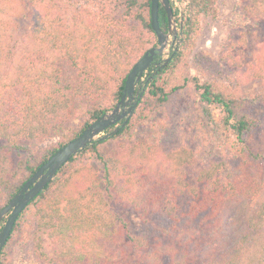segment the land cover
<instances>
[{
    "label": "trees",
    "instance_id": "trees-1",
    "mask_svg": "<svg viewBox=\"0 0 264 264\" xmlns=\"http://www.w3.org/2000/svg\"><path fill=\"white\" fill-rule=\"evenodd\" d=\"M27 1L34 23L18 48L8 44L9 24L0 18V210L59 148L109 109L89 107L83 124L68 129L73 97L109 94L115 106L135 62L158 44L152 0H84L80 10L70 0ZM216 1H184L179 48L165 67L146 71L151 79L127 125L63 165L17 218L0 264L29 218L55 242L58 264H264V41L245 67L262 81L257 95L191 76L200 21L217 13ZM238 1L241 14L264 32V0ZM172 5L180 23L182 8ZM159 21L168 31L163 6ZM246 32L234 29L219 55V67L230 74L243 68L238 48L246 46ZM190 84L200 90L208 118L214 120L208 105L221 108L230 135L218 159L201 156L207 142L200 131L184 132L177 142L136 136L140 122ZM175 128L166 127L168 135ZM56 133L62 134L57 145L26 146ZM111 139H122L115 154L103 149ZM117 203L149 230L136 233ZM42 241L37 251L48 258Z\"/></svg>",
    "mask_w": 264,
    "mask_h": 264
},
{
    "label": "rangeland",
    "instance_id": "rangeland-1",
    "mask_svg": "<svg viewBox=\"0 0 264 264\" xmlns=\"http://www.w3.org/2000/svg\"><path fill=\"white\" fill-rule=\"evenodd\" d=\"M70 1L79 10L85 5L84 0ZM173 1H175L176 5L179 3L182 8L180 14L182 21L185 0H182V2L180 0ZM216 3L217 13L215 15H203L201 18L195 48L190 57L189 73L193 77H198L201 81H218L223 84H230L237 87L239 92L245 96L257 95L262 90V81L252 76L254 73L253 69L249 68L245 71V67L250 65L254 59V52L259 48L260 43L264 41V32L261 30L262 24L245 18L241 14L238 0H217ZM34 14L33 5L27 0L4 1L3 6L0 7V18L5 19L9 24L7 39L11 48H18L21 45L34 23ZM180 23L178 21L179 26ZM238 28L248 31L243 36L247 39L246 46L238 48V57L243 68H238V71L236 70L235 73L230 74L226 67H219L218 58L232 31ZM167 51H172L171 45H169ZM198 55L207 57L210 63H201ZM73 99L74 106L66 126V128L69 127L68 129H78L83 124L84 120L87 119L89 107L94 105L107 106L109 107L107 111H110L116 106H111L112 100L109 94L93 99L74 96ZM205 107L207 105L200 100V90L195 84H190L189 87L174 94L171 101L159 108L150 119L140 122L135 130L136 136L138 138L149 137L155 142L156 139H164L166 142H177L178 138L180 139V135H184V132L189 134L190 131H200L207 142L201 152V156L205 160L218 159L225 151L226 139L230 134L223 125L221 108L216 104L208 105L214 118V120H211L205 113ZM258 112L261 114L262 109L259 108ZM166 127L176 128L172 132L168 131L171 134L168 135ZM105 133L100 134V136ZM165 133L169 137L163 136ZM61 135L56 133L38 140L27 141L26 146L34 149L57 145L61 141ZM121 142L122 139H111L103 145V149L105 152L115 154L118 152ZM13 160L16 161V157ZM93 164L100 173L102 164L98 161ZM116 206L130 220L136 233L149 230V226L138 214L131 210L122 209L123 207L120 203H117ZM5 220L6 218L1 223V227ZM39 238L43 240L48 258H43L37 251L36 243ZM98 249L101 250L100 245ZM53 258L54 261L52 260ZM57 260L59 258L56 254L55 242L49 237L48 233L38 228L33 219L29 218L25 226L14 234L7 246L3 264H58Z\"/></svg>",
    "mask_w": 264,
    "mask_h": 264
},
{
    "label": "water",
    "instance_id": "water-1",
    "mask_svg": "<svg viewBox=\"0 0 264 264\" xmlns=\"http://www.w3.org/2000/svg\"><path fill=\"white\" fill-rule=\"evenodd\" d=\"M172 1L173 0H152L151 23L157 36L158 44L149 48L145 54L135 62L127 76L123 95L116 106L89 124V126L75 139L59 148L47 162L33 174L9 203L0 210V224L6 218L3 226L0 228V253L8 241L19 215L46 185L55 178L63 165L89 145L115 135L120 128L127 125L151 79V77L144 79L145 72L154 64L158 67V70H160L171 61L173 55L179 48L178 45L181 41V31L183 28V20L180 26L178 25ZM178 5L180 6L179 3ZM160 6L164 7L168 15V31L162 28L159 21ZM169 45L172 46L171 52L167 51ZM158 57H162V60L156 62ZM121 121H123V123L119 125ZM112 126L116 127L111 132L105 133L106 130ZM102 133L105 134L100 136Z\"/></svg>",
    "mask_w": 264,
    "mask_h": 264
},
{
    "label": "flooded vegetation",
    "instance_id": "flooded-vegetation-1",
    "mask_svg": "<svg viewBox=\"0 0 264 264\" xmlns=\"http://www.w3.org/2000/svg\"><path fill=\"white\" fill-rule=\"evenodd\" d=\"M161 60H162V57H158L157 60H156V62H157V61H161ZM151 67L156 68V65L154 64V65H152ZM149 77H151V76H146V72H145V74H144V79H148Z\"/></svg>",
    "mask_w": 264,
    "mask_h": 264
}]
</instances>
